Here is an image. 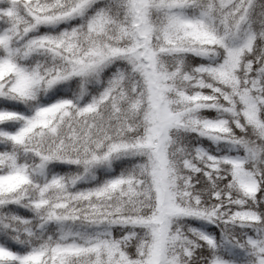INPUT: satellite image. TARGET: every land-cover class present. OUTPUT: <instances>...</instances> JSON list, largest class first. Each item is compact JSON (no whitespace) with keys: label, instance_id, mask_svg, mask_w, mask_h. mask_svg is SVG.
Masks as SVG:
<instances>
[{"label":"snow or ice","instance_id":"snow-or-ice-1","mask_svg":"<svg viewBox=\"0 0 264 264\" xmlns=\"http://www.w3.org/2000/svg\"><path fill=\"white\" fill-rule=\"evenodd\" d=\"M0 264H264V0H0Z\"/></svg>","mask_w":264,"mask_h":264}]
</instances>
